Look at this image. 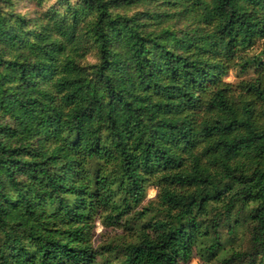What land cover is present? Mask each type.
<instances>
[{"label": "trees", "instance_id": "obj_1", "mask_svg": "<svg viewBox=\"0 0 264 264\" xmlns=\"http://www.w3.org/2000/svg\"><path fill=\"white\" fill-rule=\"evenodd\" d=\"M30 2L0 0V264H264V0Z\"/></svg>", "mask_w": 264, "mask_h": 264}, {"label": "rangeland", "instance_id": "obj_2", "mask_svg": "<svg viewBox=\"0 0 264 264\" xmlns=\"http://www.w3.org/2000/svg\"><path fill=\"white\" fill-rule=\"evenodd\" d=\"M56 0H45L46 5L54 4ZM21 13L27 14L29 16H33L36 5L32 4L30 0H18V9ZM259 47V46H258ZM259 52L256 49L253 53L257 54ZM90 61H94L93 58H90ZM239 71H231L229 75L225 78L227 82L235 83L238 80ZM157 196V190L154 187L148 189V198L147 201L154 200ZM125 233L121 231H117L113 228L105 229L100 223L97 224V236L95 239V246L99 247L101 245L117 241L118 239H123ZM188 264H203L201 260L194 256L192 260Z\"/></svg>", "mask_w": 264, "mask_h": 264}]
</instances>
